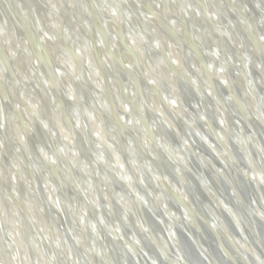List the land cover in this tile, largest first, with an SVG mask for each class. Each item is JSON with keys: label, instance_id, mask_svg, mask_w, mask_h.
<instances>
[{"label": "bare ground", "instance_id": "bare-ground-1", "mask_svg": "<svg viewBox=\"0 0 264 264\" xmlns=\"http://www.w3.org/2000/svg\"><path fill=\"white\" fill-rule=\"evenodd\" d=\"M5 1L8 5L16 2L19 9L13 7V16L21 19V25L27 28L28 34L32 30L39 40L37 50L42 51L44 61L52 68L66 99L71 103L67 112L42 69L36 48L24 34L18 35L12 31V18ZM124 1L137 17L129 15L124 6L122 8L120 4ZM200 1L0 0V164L3 163L7 168L3 171L0 165V199L10 202L8 187L13 197L21 198L26 214L47 243L51 257H54L51 251L55 242L43 222V208L31 198L35 188L20 164V160L27 162L36 173L37 149L49 169L42 173L46 182L44 194L48 205L60 215L67 212L66 203L58 194L59 181L72 198L79 226L94 237L93 250L97 259L91 255L88 257L95 264L97 261L102 263L101 253L105 246L111 251V240L102 242L87 208L79 200L67 167L78 174L80 190L91 202L99 206L104 202L114 210L116 216L109 223L114 225V235L119 239L122 236L121 229L116 224H121V219L128 223L137 217L121 190H118L120 193L117 191L119 200L116 202L108 186L111 180L104 177L107 174L104 171L113 173L124 189L137 186L142 194L150 196L156 208L160 210L161 206L167 214V218L164 217L166 231L171 234L176 230L175 224L182 227V221L176 214L170 213L169 196L180 197L185 206L190 202L165 175L157 149L170 153L177 167L185 171L184 174L196 175L190 164L194 151L186 130L191 129L201 137L206 133L214 137L216 129L208 121L213 122L215 118L222 124L220 135L227 144H237L246 156H250L252 149L260 148L259 142L255 139L250 141L240 125L235 127L231 124L227 113L230 108L223 107L216 92L209 87L211 83L227 90L232 98V110L253 127L254 117L263 112L264 98L250 92L248 85L246 90L242 78L232 81L228 73L231 64L225 58L223 37H228L230 41L227 44L231 43L233 50L245 62L248 60L246 55L255 58L253 71L258 73V82L264 86V67L259 63V56L264 53V25L252 18L255 10L253 3L250 0H239L245 6H248L245 1L252 6L247 9L250 10L249 18L253 24L249 28L243 24V20L234 18L243 32L244 41H241L232 26L219 17L216 8L223 7L231 16L233 9L242 16L248 15L239 1L233 4L234 8L228 0ZM210 24L223 34L214 32ZM166 29L174 34L182 49L172 41ZM248 29H254L260 34L262 50L254 45ZM149 48L152 57L148 54ZM240 58L233 59L235 66L245 70V64ZM115 62H119L121 67L116 68ZM130 76L141 85L143 98L136 86L129 84ZM9 77L12 80L10 84ZM182 81L200 99L203 105L201 117L190 118L183 105L179 92ZM233 84H236L242 100L239 94L234 93ZM141 99L145 101L146 110L140 108ZM211 101L216 105L214 110ZM217 107L222 112L219 115ZM135 109L139 110L140 116ZM65 117L84 143L88 154L103 169L104 176L87 159L81 160L78 156L77 143L67 130ZM152 117L165 123L171 133L159 126L150 125ZM140 119L148 124L151 137ZM34 121L44 127L42 134L36 130ZM260 124L264 128V122ZM46 141L55 146L57 154L45 147ZM7 149L13 150L19 158L13 154L8 155ZM215 152L223 161H227L225 154ZM201 164L204 168V163ZM251 167L255 173L252 172L250 178L262 187L264 172L257 170L254 164ZM215 171L216 177H219L221 173ZM201 188L207 191L211 201L220 208L215 195L203 183ZM141 198L147 205L146 198ZM7 206L8 209L0 203V264H47L37 245L34 244L32 248L21 228L16 227L13 214L10 215V205ZM117 211L123 214L121 219ZM16 215L18 224L22 223L19 212ZM55 228L57 246L66 254L70 263L85 264L77 259L72 247L64 242L63 234L62 237L58 235L63 228L61 223H56ZM71 231L79 247L90 254L85 237L78 234L76 228L72 227ZM5 240L9 243L8 249L2 246ZM162 243L165 250L170 252L169 243ZM259 252H262L260 247Z\"/></svg>", "mask_w": 264, "mask_h": 264}, {"label": "water", "instance_id": "water-1", "mask_svg": "<svg viewBox=\"0 0 264 264\" xmlns=\"http://www.w3.org/2000/svg\"><path fill=\"white\" fill-rule=\"evenodd\" d=\"M198 1L201 2L200 0ZM238 1L239 0H228L229 4H231L233 8V4ZM250 1L253 3V10L255 9L254 12L252 10V18H254L258 23L259 21L262 22L264 25V0ZM239 2L242 4L248 15L242 16V14H238V12L233 9V16H231L224 11L223 7L219 6L216 8L219 17H221L225 22H228V24L235 30L236 36L240 37L241 41H244L243 32L237 26V22L234 21V18L237 17V20H243V24L249 26L250 28L253 24L249 18L250 10L247 9V7L249 6L251 9L252 6H250L247 1L245 2L248 6H245L242 1ZM5 4L6 8H9V14L12 18V22H10L12 31H15L18 35L24 34L33 46L38 48L39 40L34 32L29 30L28 34L27 28L21 25L22 20L13 16L12 11H15L14 8L19 9V6L16 2H13L14 6L11 3L8 5L6 1ZM120 5L122 8L123 6L125 7V11H127L129 15H135L126 1H124V3L122 2ZM203 7L205 8V4H203ZM209 27H211V24ZM211 29L214 32H217V34H223L215 30L216 28L213 29L211 27ZM166 30L172 41L177 44L180 49H182L183 47L175 39L174 34H172L169 29ZM248 31L254 45L257 49L262 50L260 34L255 32L254 29H248ZM262 36L264 38V30ZM223 41L225 42V58L231 64L230 71H228V73L231 76L232 81H235L237 78H242L245 80L246 90L248 85L250 92L253 94L255 93V95L260 98H264V86L258 82V79H260L258 73L253 71L255 68L254 66H256V62L254 60L255 58L251 59L249 55L247 56L246 49L244 50V54L248 60L245 62V60H243V58L241 59L239 54L233 50L231 43L227 44V42L230 41L228 37H223ZM37 48L36 54L45 75L50 81L48 82L55 90L59 98H61V105L65 109L64 111L67 112V108L70 107L71 103H69L66 99L64 91L60 87L59 81L54 75L52 68L46 64V61H44L42 51L37 50ZM147 51L152 57L151 49L149 48ZM238 57L241 62L245 64V70H240L237 66H235L233 59ZM115 63L116 68L121 67L119 62ZM259 63L264 67V53L259 56ZM7 73L9 75L11 74L9 69L7 70ZM255 78L257 82L255 81ZM128 82L130 85L136 86L139 90L141 98H143L141 93L142 91L140 89L141 85H139L137 79L130 76ZM10 83H12V80L9 77L8 84ZM209 88L216 92V95L218 99L221 100L223 107L230 108L227 113L229 112L228 119L231 121V124L235 127L236 125H240L246 132L250 141L255 139L259 142L260 148H258V150L252 149L253 152L250 151V156H246L237 144H227L220 135V128L222 124L219 119L215 118L213 119V122L210 120L208 121L212 127L216 129L215 131L213 130L214 137L208 135L207 133L201 137L191 129L186 130L189 144L194 151V155L190 158L192 160V162L190 161V164L191 166L193 165L192 167L197 173L196 175L184 174L185 171L177 167L175 161L169 155L170 153L161 148L157 149L159 151L158 156L161 160L160 165L163 167L165 175L170 178L171 183L175 184L176 187L187 196L190 202L188 206H185L180 197L174 198L172 195H170L171 197L169 196L170 213L173 215L176 214V216L182 221V227H180L179 224H175L174 227L176 230H174L171 234L166 231V219L164 220V217L167 218V214L163 211L161 206L160 210L156 208L150 196L142 194L143 192L136 188L137 186H127V188L124 189L119 180L115 179L117 177H114L115 175L113 173L111 174L109 171L103 172V169L97 165L94 157L88 154V150L85 148L84 143L81 142L79 137L74 133L68 118L65 117L67 130L77 143V154L80 159H87V162L95 167L101 174L105 172L107 173L106 175L103 174V176L105 175L104 177L111 180V184L108 186L110 187L111 192H113V195H115L117 199L116 202L119 200L117 197L118 192L120 193L122 191L129 200L137 217V219L135 218V221L126 223L121 219V215L123 216V214L117 211V214L119 215L118 217L121 219V224L116 225L119 229H121L122 236L120 239L116 237L113 231L115 227L109 223L110 220L116 216L114 210L109 206V204L106 205L104 202L100 203V206L91 202L80 190L78 174H75L74 170L67 167L74 182L79 200L82 201V204L87 208L93 225H95L98 234L101 235L102 242L105 243L108 240H111V251L106 249L105 246L104 252L101 253V259L103 260L102 263L97 261L95 264H106L105 262L108 264H264V184L262 183L263 185L260 187L250 178L251 173H255L251 167L253 164L257 170L264 172V128L260 124L261 122H264V102L262 106L263 112L258 113L256 117H254L255 124L252 127L246 121L241 120L237 113L232 110V98L227 90L217 85H212L211 83ZM233 88L235 89L234 93L239 94L236 84H233ZM179 92L182 96L183 105L185 106L190 118L196 119L201 117L203 105L200 99L193 94V90H190L184 81L180 84ZM238 97L242 100L240 94ZM140 105V108L146 110L144 99H141ZM211 105L212 110H214L216 105H214L212 101ZM1 110L3 111L2 107ZM218 110L220 111H217L219 115L222 112L220 108H218ZM136 113L138 116L141 115L139 110L136 111ZM166 113H168V116L172 118V115L168 111H166ZM140 120L150 136L151 130L148 124L144 120ZM150 120L152 123L150 125L159 126L162 130L171 133L168 126L158 118L152 117ZM34 124L36 130L42 134L44 127L38 121H34ZM1 128L3 131H6L4 127ZM116 129L115 131H118V129ZM121 134L123 135L122 132ZM46 143L47 145L44 143L46 148L52 149L54 154L58 153L54 145L48 143L47 141ZM10 149H7L8 155L13 154L18 157L15 152ZM36 151L35 164L38 167L36 173L32 167L30 168L28 166L27 162L25 163L23 160H20V164L22 166L23 173L26 175L31 185H33V188H35L32 191L33 196H31V198L44 210L43 222L47 225L50 235L55 242V246L54 244L52 246L54 250L52 249L51 251L54 257H51L48 245L43 240L41 233L36 228L33 220L26 214L21 198L13 197L8 187L7 190L11 195V200L8 203L6 200L3 201L0 199V203L6 209H8L7 205H10V215L12 216L13 214L14 217L12 216V219L17 224V226L16 224L15 226H19V228H21L24 237L28 238L32 248L35 247L34 244L37 245L38 250L41 252L43 261H46L47 264H71L66 254L58 248L55 241L57 240V230L55 228L56 223H61L63 228H61L60 231L61 235L59 233L58 235L62 237L63 234L64 242L66 241L67 245L69 244L72 247L77 259L85 264H94V262L90 261L89 258L90 255L95 258V248L93 246L95 242L94 237L91 233L85 232L79 226L73 210L74 203L72 198L67 189L60 186L61 183H59V181V187H57L58 194L62 199H64L67 212L60 215L48 205L44 194V184H46V182L42 177V173L47 172L49 169L47 163L40 154L39 149ZM215 151L225 154L227 161H223L219 154ZM199 160L204 163V168ZM0 165H2L3 171L7 169L3 163ZM210 168L214 169V171L215 169L216 171H219L221 173L219 174L220 178L216 177V174ZM115 182H117V185L113 184ZM201 183L206 186L209 192L215 195L219 205L221 206L220 208H218L213 201H211L207 191L201 188ZM142 196L146 198L148 203L147 205L142 200ZM16 212H19L21 215L22 223L18 224L16 220ZM125 214L130 217L127 213ZM214 215H216V218ZM72 227L74 229L76 228L78 234L85 237L90 254L88 252L86 254V252L79 247L74 234L71 231ZM172 239L175 240L172 241ZM162 242L169 243L168 246H170V252L165 250ZM2 246L3 248L8 249L9 243L5 240ZM259 247L262 252H259ZM243 248L246 249V251H244Z\"/></svg>", "mask_w": 264, "mask_h": 264}]
</instances>
